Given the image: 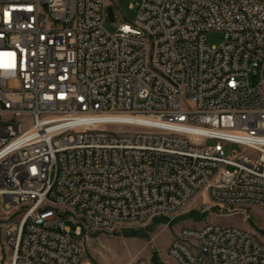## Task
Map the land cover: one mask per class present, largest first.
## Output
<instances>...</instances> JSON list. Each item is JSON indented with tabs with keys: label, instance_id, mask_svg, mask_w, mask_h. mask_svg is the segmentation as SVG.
I'll return each mask as SVG.
<instances>
[{
	"label": "built area",
	"instance_id": "2783aa9c",
	"mask_svg": "<svg viewBox=\"0 0 264 264\" xmlns=\"http://www.w3.org/2000/svg\"><path fill=\"white\" fill-rule=\"evenodd\" d=\"M131 5L133 23L111 0H0V264H92L67 218L87 235L200 193L264 215V0ZM167 254L264 264V240L209 222L182 227Z\"/></svg>",
	"mask_w": 264,
	"mask_h": 264
},
{
	"label": "rangeland",
	"instance_id": "374dc122",
	"mask_svg": "<svg viewBox=\"0 0 264 264\" xmlns=\"http://www.w3.org/2000/svg\"><path fill=\"white\" fill-rule=\"evenodd\" d=\"M132 2L133 0H111L118 21L134 22L137 9L131 5ZM105 27L111 32L115 31L116 21L107 19ZM223 40L222 31L213 30L208 33L210 45H219ZM213 142L214 140L209 141ZM225 150L228 156L233 151L254 155L251 149L240 144H226ZM4 215L0 210V218ZM247 215L222 209L209 199L207 193H200L178 211L157 215L146 222L128 223L110 230L91 229L87 235L85 228L80 234L75 232V228L81 223L67 218L66 224L70 228L71 238L83 241L85 258L92 264H131L137 257H145L148 264H176L168 256L167 248L171 239L184 226L202 227L209 222L238 225L256 231L264 240V215L261 210L257 207L250 208ZM2 224L3 221H0V232ZM2 254L3 251L0 256Z\"/></svg>",
	"mask_w": 264,
	"mask_h": 264
},
{
	"label": "bare ground",
	"instance_id": "6f19581e",
	"mask_svg": "<svg viewBox=\"0 0 264 264\" xmlns=\"http://www.w3.org/2000/svg\"><path fill=\"white\" fill-rule=\"evenodd\" d=\"M114 117L126 118L127 116H123V115H114Z\"/></svg>",
	"mask_w": 264,
	"mask_h": 264
},
{
	"label": "water",
	"instance_id": "95a60500",
	"mask_svg": "<svg viewBox=\"0 0 264 264\" xmlns=\"http://www.w3.org/2000/svg\"><path fill=\"white\" fill-rule=\"evenodd\" d=\"M110 11L112 12V7H110Z\"/></svg>",
	"mask_w": 264,
	"mask_h": 264
},
{
	"label": "crops",
	"instance_id": "0c3cea01",
	"mask_svg": "<svg viewBox=\"0 0 264 264\" xmlns=\"http://www.w3.org/2000/svg\"><path fill=\"white\" fill-rule=\"evenodd\" d=\"M172 240V239H171ZM175 263V262H174ZM177 264V263H176Z\"/></svg>",
	"mask_w": 264,
	"mask_h": 264
}]
</instances>
